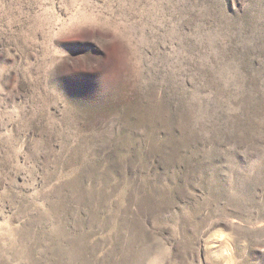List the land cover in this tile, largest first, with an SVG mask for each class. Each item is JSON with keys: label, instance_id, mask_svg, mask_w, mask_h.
<instances>
[{"label": "rangeland", "instance_id": "obj_1", "mask_svg": "<svg viewBox=\"0 0 264 264\" xmlns=\"http://www.w3.org/2000/svg\"><path fill=\"white\" fill-rule=\"evenodd\" d=\"M0 264H264V0H0Z\"/></svg>", "mask_w": 264, "mask_h": 264}]
</instances>
